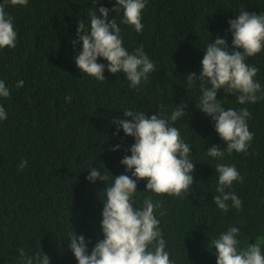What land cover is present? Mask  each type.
Here are the masks:
<instances>
[{
	"label": "trees",
	"instance_id": "obj_1",
	"mask_svg": "<svg viewBox=\"0 0 264 264\" xmlns=\"http://www.w3.org/2000/svg\"><path fill=\"white\" fill-rule=\"evenodd\" d=\"M100 6L109 9V22L116 18L127 50L142 47L155 64L156 71L139 91L122 73L105 70L106 81L100 82L82 74L74 63L82 48L72 44L77 21L89 24L87 17L95 11L92 0H29L23 8L5 5L18 43L13 50H0V80L11 90L9 98L0 99L8 115L0 122V264H17L20 248L28 256L43 252L50 264H77L69 250L72 230L91 241L89 251L103 238L100 224L107 185L90 183L88 171L95 167L108 175V184L112 176L131 175L120 161L130 155L134 140L122 130L114 135L112 121L124 119L125 110L160 114L161 106L170 117L181 102L187 104L188 118H179L172 126L191 145L190 159L196 164L189 196L162 197L159 211L165 214L156 213L171 259L175 264H216L211 241L233 226L240 228L241 248L264 241V100L240 105L235 96L219 93L225 109L248 108L254 138L247 154L225 153L223 160H216L206 150L226 145L211 119L195 106L199 88L187 87L184 78L200 74L203 51L217 36L231 48L228 20L241 10L264 13V0H147L139 34L122 23V11L111 12L115 0H101L97 14ZM247 63L259 68L256 80L264 88V51ZM20 80L24 86L17 88ZM69 95L71 102L66 100ZM116 145L119 150L112 151ZM22 160L27 166L21 171ZM218 163L235 165L243 177L232 189L242 201L239 212L231 201L227 212L214 204L219 195ZM146 183L138 182L137 206L148 196L157 199L145 192Z\"/></svg>",
	"mask_w": 264,
	"mask_h": 264
},
{
	"label": "clouds",
	"instance_id": "obj_2",
	"mask_svg": "<svg viewBox=\"0 0 264 264\" xmlns=\"http://www.w3.org/2000/svg\"><path fill=\"white\" fill-rule=\"evenodd\" d=\"M92 2L95 11L87 17L89 24L86 25L83 19L77 21L76 39L72 44L74 48L82 44V48L74 56V63L82 74L100 82L106 81L105 70L112 75L122 73L130 82V87L139 91L150 74L156 71L154 62L142 47L129 52L124 46L116 18L109 22V9L100 6L97 14L96 5L101 0ZM28 3L29 0H4L0 3V50H13L18 43L14 19L5 5L23 8ZM146 4L147 0H115L116 6L111 12L122 11V23L139 34L144 29ZM228 25L231 48L225 38L217 36L214 42H208L203 51L200 74L193 72L184 77L187 87L199 88L201 95L195 106L211 119L215 132L226 145L223 149L213 145L206 150V155L216 160H223L225 153L247 154L254 138L248 126L251 119L248 108L225 109L221 100L217 99L219 93L235 96L240 105L264 100V88L256 80L259 68L247 63L248 58L264 51V13L241 10L235 19L228 20ZM99 60L107 61V64ZM23 86V80L17 81V88ZM10 95L6 82L0 80V99ZM71 99L70 95L66 97L68 102ZM161 109L160 114L151 116L125 110L124 119L112 121L117 129L114 135L122 130L125 136L134 140L128 150L130 155H125L120 161L131 175H111L113 180L108 184V175L95 167L88 171L87 180L90 183L101 181L107 185L104 189L106 199L101 201L103 238L89 251L91 241H86L83 235H77L72 230L68 239L69 250L77 264H175L167 250V241L156 213L163 208L162 197L189 196L193 191L196 163L190 159L193 155L191 145L181 137L179 129L172 126L179 118H188L187 104L181 102L170 117L164 114L163 106ZM7 118V112L0 104V122ZM119 148L120 145H116L111 150ZM26 166L27 161L22 160L20 170ZM215 173L218 174L216 192L219 195L214 196V204L219 210L227 212L228 202L231 201V207L239 212L242 201L232 189L234 182H243V177L235 165L225 163H218ZM143 180L147 181L145 192L153 193L157 199L154 201L152 196H148L137 206V186ZM159 214L163 216L165 213L159 211ZM239 234L240 228L233 226L211 241L216 264H264V241L258 240L241 248ZM18 252L20 259L17 264H50V258L43 252L33 256H28L23 248Z\"/></svg>",
	"mask_w": 264,
	"mask_h": 264
}]
</instances>
